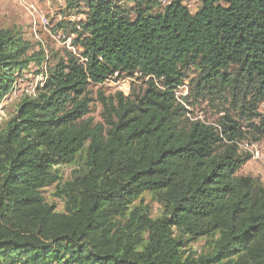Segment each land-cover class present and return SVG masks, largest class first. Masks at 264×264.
<instances>
[{
  "label": "trees",
  "instance_id": "trees-1",
  "mask_svg": "<svg viewBox=\"0 0 264 264\" xmlns=\"http://www.w3.org/2000/svg\"><path fill=\"white\" fill-rule=\"evenodd\" d=\"M69 1L88 7L79 55L50 62L0 125V264H264V184L238 174L252 157L243 140L264 138V0H200L196 13L184 0ZM28 50L19 30L0 29V105L42 60ZM191 67V98L214 102L216 123L178 101ZM136 73L148 77L139 93L99 91L95 122L90 84ZM51 184L63 211L44 195ZM200 238L201 252L190 247Z\"/></svg>",
  "mask_w": 264,
  "mask_h": 264
},
{
  "label": "rangeland",
  "instance_id": "rangeland-1",
  "mask_svg": "<svg viewBox=\"0 0 264 264\" xmlns=\"http://www.w3.org/2000/svg\"><path fill=\"white\" fill-rule=\"evenodd\" d=\"M170 0H163L164 5ZM123 7L128 9L134 7L131 0L121 2ZM184 5L190 12L196 13L200 6V0H184ZM88 7L82 2L79 5L71 6L69 0H0V29L15 28L20 31L24 40L29 45L27 52L32 58L42 60H31L19 72V78L14 83L10 93L2 100L0 105V125L4 126L16 113V109L24 96H35L39 87L46 80V73L50 62L55 58L63 57L66 50L79 55L74 39L82 30V25L87 21ZM85 61L84 58L81 59ZM117 74L107 79L105 82L90 84V92L93 97L91 113L95 122H102L103 106L98 100V93L102 91L105 96L113 95L117 92L129 96L134 90L139 93L145 87L148 77L140 78L136 73L134 76H125L117 79ZM158 82V81H157ZM197 82V71L191 67L188 76L177 83L175 91L178 101L187 109V115L193 119H199L209 123H216L223 115L217 110L214 102L200 100L194 102L191 98L195 94ZM159 83V82H158ZM162 87V86H161ZM189 98L186 99V98ZM191 98V99H190ZM190 101V102H188ZM217 105V103H216ZM259 111L264 114V103ZM249 136V135H248ZM244 154H251V158L239 170V175H251L258 177L264 184V138L260 141H253L249 136L243 140L240 146ZM83 161V156L76 164L63 165L61 167L62 181L71 178L73 171L79 167ZM55 185L44 188V195L50 203H56L58 209L63 211L64 206L60 200L54 196ZM145 204L152 209V215L158 217L162 213V205L149 193L141 198ZM139 199L138 201H140ZM208 246L206 238H200L190 244L193 250L204 251Z\"/></svg>",
  "mask_w": 264,
  "mask_h": 264
},
{
  "label": "bare ground",
  "instance_id": "bare-ground-1",
  "mask_svg": "<svg viewBox=\"0 0 264 264\" xmlns=\"http://www.w3.org/2000/svg\"><path fill=\"white\" fill-rule=\"evenodd\" d=\"M22 1V0H21ZM47 77V76H46ZM44 83H42L41 85H43ZM36 95V94H35Z\"/></svg>",
  "mask_w": 264,
  "mask_h": 264
}]
</instances>
